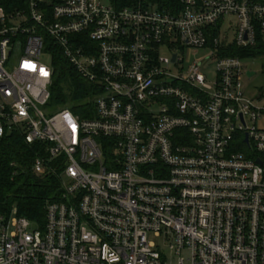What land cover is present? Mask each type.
Instances as JSON below:
<instances>
[{
	"label": "built area",
	"instance_id": "built-area-1",
	"mask_svg": "<svg viewBox=\"0 0 264 264\" xmlns=\"http://www.w3.org/2000/svg\"><path fill=\"white\" fill-rule=\"evenodd\" d=\"M2 1L0 137L44 144L34 173L63 169L43 225L0 212V264H264V105L243 91L242 57L219 54L264 49V0ZM46 35L98 88L93 117L49 106Z\"/></svg>",
	"mask_w": 264,
	"mask_h": 264
},
{
	"label": "trees",
	"instance_id": "trees-1",
	"mask_svg": "<svg viewBox=\"0 0 264 264\" xmlns=\"http://www.w3.org/2000/svg\"><path fill=\"white\" fill-rule=\"evenodd\" d=\"M26 1L3 0L1 5L9 12L15 8H24ZM150 1L162 10L171 11L177 5V0ZM45 41L50 63L53 66L49 106L52 109L68 108L79 118L93 117L94 98L99 93L98 88L77 74L61 48L50 36L46 35ZM219 54L243 57L250 55L251 51L238 49L233 44L226 46L223 43ZM43 146L44 144L39 142L26 144L18 132L0 137V212L7 213L15 207L19 216L26 217L39 226L43 225L46 202L59 199L62 191L61 158L51 159L41 174H36L31 169V161L36 152L47 157ZM12 162L15 166L10 165Z\"/></svg>",
	"mask_w": 264,
	"mask_h": 264
},
{
	"label": "rangeland",
	"instance_id": "rangeland-1",
	"mask_svg": "<svg viewBox=\"0 0 264 264\" xmlns=\"http://www.w3.org/2000/svg\"><path fill=\"white\" fill-rule=\"evenodd\" d=\"M103 2H108V0H102ZM229 42L232 39V31H229L227 34ZM47 42H45V47ZM180 54L182 50L174 49ZM251 54L242 57V63L244 68V73L242 76V88L246 96L251 98L255 103L259 105H264V96L261 94L264 89V49L261 47H255L250 49ZM169 49H162L160 55L169 56ZM210 50L208 48L204 49H192L189 55V62L193 60H199L203 57L209 55ZM187 55V51H184V56ZM188 62V63H189ZM188 63H185L187 65ZM170 69L174 74L179 73V70L176 69L174 65H170ZM214 70V64L211 58H208L205 61V64L202 67V71L205 74H209V79L212 78V73ZM251 73V74H248ZM208 79V80H209ZM148 240L153 242L156 246L161 249H164L166 254H169V250L166 246L163 235H155L154 233H148ZM175 261L176 257L174 255H168V260Z\"/></svg>",
	"mask_w": 264,
	"mask_h": 264
},
{
	"label": "water",
	"instance_id": "water-1",
	"mask_svg": "<svg viewBox=\"0 0 264 264\" xmlns=\"http://www.w3.org/2000/svg\"><path fill=\"white\" fill-rule=\"evenodd\" d=\"M248 74H251V73H248Z\"/></svg>",
	"mask_w": 264,
	"mask_h": 264
}]
</instances>
